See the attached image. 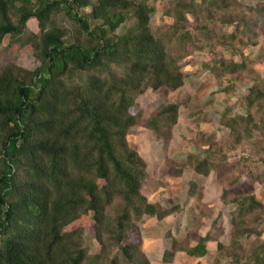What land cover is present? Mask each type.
<instances>
[{
	"label": "trees",
	"instance_id": "16d2710c",
	"mask_svg": "<svg viewBox=\"0 0 264 264\" xmlns=\"http://www.w3.org/2000/svg\"><path fill=\"white\" fill-rule=\"evenodd\" d=\"M152 12L147 0H0V44L8 36L13 44L29 45L39 62L32 71L14 62L0 66V264H85L89 258L90 264H150L140 240H130L131 226L144 215L164 219L173 208L149 202L142 192L146 162L127 139L142 118L132 111L137 97L182 87L180 60L186 52L172 48L197 45L198 35L211 38L212 24L234 27L221 36L224 44L237 36L238 43L255 45L264 4L175 0L166 11L173 21L163 33L152 30ZM187 14L198 18L195 37ZM30 19L39 31L24 37ZM128 20L132 25L120 32ZM237 53L242 51L237 48ZM209 66L216 75L238 77L246 62L221 56ZM244 103L245 115L227 117V109L220 123L229 129L232 144L256 134L255 141L263 142L264 117L256 120L253 114L264 106V88L257 81ZM178 110L177 103H167L144 123L158 138H168ZM219 146L208 147L194 161L196 173L216 170L218 151L226 159ZM230 201L234 264L249 259L264 264V241L247 256L234 253L242 237L258 232V224L249 222L258 215L264 221V204L247 192ZM87 215L100 245L92 256L80 232L64 230ZM211 239L206 233L188 246L172 238L163 260L180 251L203 257Z\"/></svg>",
	"mask_w": 264,
	"mask_h": 264
},
{
	"label": "rangeland",
	"instance_id": "374dc122",
	"mask_svg": "<svg viewBox=\"0 0 264 264\" xmlns=\"http://www.w3.org/2000/svg\"><path fill=\"white\" fill-rule=\"evenodd\" d=\"M147 1L153 7L150 19L152 30L165 32L173 21L166 11L175 0ZM238 1L251 5L264 4V0ZM186 17L187 27L195 37L198 18L190 14ZM61 21L69 26L66 21ZM131 25L132 20H128L119 31ZM210 28L211 38L198 35L197 45L187 43L183 49L176 44L177 47L172 48L174 53L186 52L180 60L185 73L184 85L175 91L148 90L137 97L132 109L142 115L141 121L130 128L127 136L129 145L146 162L147 177L142 192L149 202L157 203L162 208H173L164 219L144 215L135 219L131 226L129 238L131 241L140 240L139 245L147 254L150 264H234L235 256L229 250L230 220L234 210L230 200L239 192H247L254 194L264 204V164L261 162L264 141H255L256 134L252 140L244 139L241 144H232L229 129L220 123L227 109V117L248 112L244 97L254 81L264 88V25L257 28L255 45L238 43L237 36L235 40L226 39L229 42L224 44L221 36L230 34L234 27L216 23ZM38 31L36 20L30 19L24 37ZM237 48L242 54L237 53ZM221 56L235 61L244 59L246 69L238 77L237 73L228 77L216 75L209 64L213 58ZM9 62L16 63L23 71H32L39 64L29 45L13 44L6 36L0 44V66ZM228 84L231 85L225 88ZM171 102L179 105L178 121L168 138H158L144 121L153 111ZM253 114L256 120L264 117V106L254 109ZM212 145H221L219 147L226 159L223 161L222 152L218 151L216 157L221 161L218 168L206 176L196 173L192 168L194 161L205 156L207 148ZM192 184L194 190L191 193ZM223 193L227 200L224 204L221 202ZM111 211L116 213L117 209L112 208ZM92 223V218L87 215L64 229L65 232L77 231L82 234L90 256L100 251ZM256 223L258 232L239 240L234 253L240 258L250 254L264 241V221L259 219V215L249 225ZM206 233L212 239L206 242L205 256H189L180 251L172 258L163 260V251L170 248L172 238L178 244L192 246L199 236ZM218 244L222 245L219 249ZM90 259L85 264H90ZM241 264H251V260Z\"/></svg>",
	"mask_w": 264,
	"mask_h": 264
}]
</instances>
